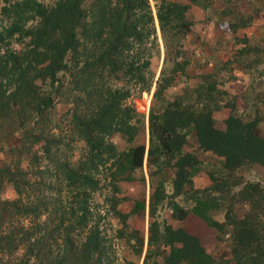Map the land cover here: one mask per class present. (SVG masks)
<instances>
[{"label": "trees", "instance_id": "1", "mask_svg": "<svg viewBox=\"0 0 264 264\" xmlns=\"http://www.w3.org/2000/svg\"><path fill=\"white\" fill-rule=\"evenodd\" d=\"M214 1L157 0L154 16L162 35L171 37L172 28L175 33H187L192 24L187 9L211 6ZM220 1L217 11L225 14L223 27L234 41L243 43L236 49L237 67L253 64L256 74L264 76V29L259 36L262 43L248 42L240 28L248 24L252 11L243 13L235 0ZM0 13L6 17L0 28V100L5 97L2 104L17 118L20 107L15 100L28 98L31 112L29 122L22 125L18 149H10V162L0 166V190L8 183L15 193L12 199H0V251L11 253L21 247L27 258L16 264H79L82 257L85 264H114V258L106 259L100 247L97 225L89 226L81 244L72 242V233L84 230L87 224L88 192L106 187L111 213L124 224L129 212L116 206L120 181L141 166L144 154L150 158L161 151L172 173L171 192L166 194L157 187L151 191L147 225V242L159 239L164 248L158 264H264V186L257 180H234L232 184L239 186L228 189L221 199H212L210 194L219 187L217 183L203 187L200 201L198 196L192 197L194 211L179 210L180 216L187 214L180 225L163 222L160 228L153 217L154 205L165 196L177 195L184 188L198 190L192 184L198 159L183 150L187 128L193 130L202 150L221 158V167L227 172L251 163L264 165V133L259 128L264 120L261 80L249 83L253 100L248 102L241 93L238 100L226 95L220 85L227 77L217 79L211 72H199L200 82L188 95L184 92L171 98L164 95L169 81L160 78L153 96L161 92L163 103L156 112L149 110L147 147L139 142L118 149L111 136L120 132L131 142L140 127L138 112L126 102L129 87L102 85L101 79L105 72L120 71L137 88L148 87L156 39L149 1L2 0ZM11 38L24 39V49L3 47ZM3 51L7 57L5 53L1 59ZM247 55L252 56L249 61ZM188 61L186 57L175 59L170 68L184 74ZM228 68L226 59L213 72ZM62 69L70 72L77 88L73 104L66 110V124L86 145L74 161L60 154L62 140L55 139L49 127L50 97L35 89L36 80L53 84ZM7 79L11 85L5 92ZM220 108H226L221 109L226 114H216L217 118L213 112ZM154 120H158V130L153 135L150 123ZM220 205L222 219L205 214ZM237 208L242 210L237 212ZM54 234L66 242L57 254L51 249ZM224 235L231 256L215 260L205 245L212 236L222 239Z\"/></svg>", "mask_w": 264, "mask_h": 264}, {"label": "rangeland", "instance_id": "2", "mask_svg": "<svg viewBox=\"0 0 264 264\" xmlns=\"http://www.w3.org/2000/svg\"><path fill=\"white\" fill-rule=\"evenodd\" d=\"M148 1L153 13L156 37L155 46L151 49V69L153 73L148 87L137 88L138 85L131 84L132 79H127L120 71L111 74L105 72L101 79L102 85L129 87L130 93L126 98V102L133 105L138 112L140 127L131 142H127L125 135L120 132H116L111 136V140L118 149L126 148L130 144L139 142L144 143L145 147H147L149 110L151 108L156 112L163 103L160 98L161 92L153 96V92L156 89V80L158 81L161 78L163 81H169L170 84L164 91L165 96L172 97L175 92H178L176 83H178L180 72L170 68L175 59L181 60L185 57L190 59L191 56L204 50V52L210 51L211 47L207 46L203 49V46L204 44H208L214 37H219L225 42L224 47H213L212 51H215V54H227L232 50L229 47L230 40H232L231 34L229 30L223 27L225 26L223 22L225 14L217 11V8L222 5V1L215 0L211 6L206 7H189L186 17L192 21L190 30L185 34H181L173 32L176 28H172L168 32L172 36H167V38L162 35L154 16L157 0ZM235 2L239 3L238 6L242 9L243 0H235ZM1 4L2 0H0ZM5 23L6 17L0 13V28ZM23 41L24 39L11 38L10 43L6 44L5 42L3 47L24 49ZM196 48L199 49L195 50ZM5 53V58L7 57V52L3 51L1 59H3ZM6 84L9 86L5 88V92L6 89L7 91L10 89L11 83L9 79L6 80ZM133 87L135 88L133 89ZM35 89L42 96L50 97L51 101L47 106L49 110L47 115L49 127L55 139L62 140L60 154L68 156L71 161H74L84 152L86 145L81 138L69 132L66 124V110L72 106L77 93L76 85L71 81L70 72L67 69L59 70L56 73L53 84L49 80L41 82L36 80ZM4 99L5 97H1L0 100V166L10 162L12 156L10 149L13 151L18 149L22 125L28 123L31 117L30 101L28 98L15 100L19 104L17 106L20 107L17 118H14L10 110L2 104ZM236 105L237 109L241 110L240 103ZM224 114L226 113H221V115ZM216 117L218 118L219 116ZM150 127L154 135L155 131L158 130V120L152 121ZM259 128L264 133V120L260 121ZM67 140H69L68 144L65 143ZM183 150L192 152L198 159L197 171L192 176L193 187L198 190L194 192L189 188H184L181 193L171 197L165 196L158 201L154 205L153 217L158 221L160 228L163 222L170 223L173 226L182 224L186 220L187 214L185 216L181 214L180 216L179 210L194 211V200L192 197L198 196V200L200 201L201 189L210 186L213 182L217 183L219 187L216 188L217 190H211L212 199H221L222 194L228 189L237 188L239 185L232 184L234 180H257L264 186V165L251 163L227 172L222 169L221 158L219 156L211 151L202 150L198 146L194 132L190 128L185 129ZM24 164L25 162L22 160L21 165ZM171 179L172 173L164 153L157 151L150 158L144 154L141 166L133 169L130 178L120 181L115 192L116 196L120 197L116 205L117 208L120 211L129 212L124 224L120 223L118 218L111 213L108 200L106 199L107 188L101 186L99 189L88 192V204L85 212L87 224L83 228L84 230L72 233V242L77 245L81 244L88 232L89 226L97 225L99 229L98 241L101 249L107 255L106 259H110L112 256L114 264H158L164 254V248H162L159 239L155 242H147L148 208L149 202L152 200L151 191L157 187V189L169 194L171 192ZM1 187L0 199L8 200L15 197V193L8 183H3ZM53 191L51 192V196L55 197L56 194ZM241 206L243 207V205ZM241 210L242 208H237V212ZM205 214L213 218L222 219V206L220 205L216 209L210 208ZM62 242L60 234L52 236L51 249L54 254H57L63 247H66V242ZM205 248L215 260L224 261L231 256V245L226 235L222 239L212 236L207 241ZM22 250L21 247H18L11 253L0 251V264H16L18 260L26 259L27 256L22 253ZM78 261L79 264H85L84 257ZM89 264L93 263L90 261Z\"/></svg>", "mask_w": 264, "mask_h": 264}, {"label": "crops", "instance_id": "3", "mask_svg": "<svg viewBox=\"0 0 264 264\" xmlns=\"http://www.w3.org/2000/svg\"><path fill=\"white\" fill-rule=\"evenodd\" d=\"M254 6L259 7V9H254ZM241 8L242 9L240 10L243 13H249L252 11L253 14L248 24L244 27H241L240 29L248 37V42L252 43L254 42V40H257L258 42L262 43L263 39L262 37L259 39V36L262 35V30L264 29V0H243ZM254 10L256 12H253ZM241 45H243V43H240L239 41H234L232 39L230 40L229 44V47L232 48V50L227 54L218 55L215 54V51H212V49L214 46L224 47L225 42L223 40H221L219 37H214L210 42H208V44H204L203 49L208 46L211 47V50L208 52H204V50L194 56H191L186 67L183 70L184 74L179 75L178 83H176L178 92H175L172 97L176 94L184 95V92L186 95H188L190 92H192L191 87L195 86L197 82H200V77L198 73L211 72L213 73V76L217 79H219L220 76L227 77L224 78L223 85H220L226 90V95H234L235 98L238 100L241 93L244 94L243 98H246L248 102L253 100V92H250L251 86L249 85V83L253 80H261L262 82H258V84L259 86H263L264 76L256 74L253 64H251V66L237 67L236 49ZM198 49L199 48H196L195 50ZM242 58L245 59V57ZM250 58H252V56L250 57L247 55L246 61H249ZM226 59L229 60L230 68L226 70L221 69L219 72L216 73L213 72V70ZM259 65L260 64L258 63V66ZM238 72H241V74H238ZM221 109L225 110L226 108H220V110L218 111L215 110L213 114L215 116L216 114H221Z\"/></svg>", "mask_w": 264, "mask_h": 264}]
</instances>
